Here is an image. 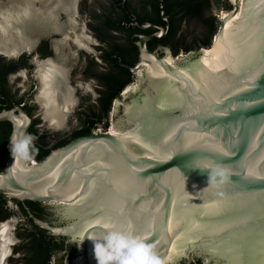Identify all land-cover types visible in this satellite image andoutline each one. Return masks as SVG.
<instances>
[{
    "label": "water",
    "instance_id": "1",
    "mask_svg": "<svg viewBox=\"0 0 264 264\" xmlns=\"http://www.w3.org/2000/svg\"><path fill=\"white\" fill-rule=\"evenodd\" d=\"M229 2L232 9L218 14L211 52L202 48L183 56L168 47H161L163 53L150 51L147 44L163 40L169 22L164 20L165 28L133 18L139 29L158 32L139 36V59L133 67L125 65L138 78L115 104L116 135L96 130L51 151L40 162L20 159L25 167L19 170L21 178L11 153L0 175V193L32 202H75L84 185L99 178V171L85 174L82 190L70 200H62L55 191L83 170L90 154L100 148L137 186L132 206L149 205L152 222L142 238L153 248L166 239L157 254L161 261L172 244L170 224L193 249L168 264L183 259L190 263L193 251L215 264H264V0H243L235 23L228 21L243 2ZM31 51L32 44L19 54ZM168 55L181 59L171 65ZM14 118H21L23 125L12 133L10 152L12 140L28 136L32 123L19 108L0 113V122ZM213 165L225 170L224 183L215 187L207 175ZM58 168L47 194L35 193L34 188ZM59 206L67 226L73 224L76 218L66 217ZM107 231L94 225L82 236L66 234L78 244L81 264H95L92 237Z\"/></svg>",
    "mask_w": 264,
    "mask_h": 264
},
{
    "label": "flooded vegetation",
    "instance_id": "2",
    "mask_svg": "<svg viewBox=\"0 0 264 264\" xmlns=\"http://www.w3.org/2000/svg\"><path fill=\"white\" fill-rule=\"evenodd\" d=\"M98 2L99 0H81L79 8L76 10V14L80 18H88L94 22V26H90V30L97 41L96 45L93 46L97 56L94 58L93 55L88 53L85 46H79L75 42L80 49L78 59L65 63L66 67L71 68L68 83L73 87H76L77 84L81 85L76 87L75 92V95L79 94L80 96V104L72 113L76 117V123H68L69 130L66 132L81 129L83 124L81 117L86 114L89 107L98 106L100 93L103 91L101 79L105 73V64L101 60L103 44L95 30L96 23L93 18V15L101 11L94 13L90 11L89 7L92 3L99 4ZM4 6H8V0H2L0 7ZM143 12L138 3L133 1V12H129L131 20L133 18L137 19V16ZM88 24L87 22V27ZM51 34V36L41 37L36 43H32L31 52L20 53L17 57H8L0 53V57L11 61L10 67L12 68L10 71L5 70L0 75V113L19 108L32 119L28 136L34 139L29 149L30 158L25 160L29 164L40 162L36 159V155L41 145L48 149L55 145L57 141L56 133L50 130L45 121L41 119V109L36 102L37 96H35L40 88V80L35 73L38 62L49 57L62 62L61 50L55 43L59 41L63 33L58 34L53 31ZM43 42L48 44L46 50L40 49ZM159 48H156L155 51L159 52ZM87 85L93 87L96 97L93 94L83 96V89ZM125 89L121 92L119 98L114 100L112 113L116 102L120 100ZM18 120L19 118H14L12 121L0 122V175L5 174L11 159L9 143L12 133L15 127H22L23 125L22 122L17 124L16 121ZM41 136L46 137L45 140L41 141L43 144L37 139ZM18 160L21 162L20 159ZM0 183H2L1 180ZM61 215L58 205L54 202H32L0 193V229L7 226L10 231V241L7 246H3L7 253L1 257L0 264H81L78 244L73 242L72 238L66 235L67 233L56 232L57 229L67 226V222L62 219ZM0 245V248H2V244Z\"/></svg>",
    "mask_w": 264,
    "mask_h": 264
},
{
    "label": "trees",
    "instance_id": "3",
    "mask_svg": "<svg viewBox=\"0 0 264 264\" xmlns=\"http://www.w3.org/2000/svg\"><path fill=\"white\" fill-rule=\"evenodd\" d=\"M133 1L144 11L137 16L140 24L150 23L166 28L165 19L170 24L168 35L163 40L149 42L148 49L155 51L159 47H168L174 54H189L202 48L208 49L219 27L215 8L220 11L232 9L229 0H222V8L219 7L220 0H99L101 12L93 15V18L96 23L95 30L103 44L101 60L105 64V73L101 77L103 91L100 93L98 106L89 107L81 117V129L56 133L57 141L51 148L47 149L41 145L36 155L38 161H42L51 151L72 140L92 134L99 127L109 128V114L114 100L118 99L121 92L134 80V74L125 65L133 67L139 59V36L158 32L156 28L141 30L135 25L129 17V12H133ZM47 48V42L41 43V50ZM10 62L0 57V75L5 70L12 69ZM37 139L41 142L46 137ZM177 264L205 262L202 257L193 256L190 263L183 259Z\"/></svg>",
    "mask_w": 264,
    "mask_h": 264
},
{
    "label": "bare ground",
    "instance_id": "4",
    "mask_svg": "<svg viewBox=\"0 0 264 264\" xmlns=\"http://www.w3.org/2000/svg\"><path fill=\"white\" fill-rule=\"evenodd\" d=\"M73 1L76 2L77 0ZM240 1L243 2V0ZM63 2V0H53V4L48 5L36 3L34 6L35 9H39L40 12L43 13V15H36L34 12V19L41 18L43 19V21L49 20L51 22H56L57 15L59 13L58 11L60 10L61 5H63L64 8ZM57 3L59 4V7H56L55 12H52L51 9L55 7ZM243 8L244 2L242 4L241 11L233 20H230L228 22H237L242 15ZM224 15L225 13H222L221 17H223ZM22 20H24V18L19 15H9L6 21L2 20L0 22V31L2 33L6 32V36H8L12 29H14V24H16L17 22H20L18 24H21ZM15 28L23 33V30L20 29L19 26ZM3 36L5 37V35ZM26 36H24L23 33V35L19 37L20 46H18L17 44H12L11 42H9L10 40L6 41L7 44L4 49V54L7 56H16L19 54L20 48L29 49L32 44V42L30 41L31 37L29 35ZM215 44L212 48L205 50V52H211L214 49ZM166 60L171 65L175 63L174 58L170 55L166 57ZM150 65L155 64L153 63ZM40 84L42 88L43 84L41 83V81ZM64 86V81L59 79H57L56 84L54 85V87H59L60 89L62 87L61 91L64 90ZM21 122H23L21 118L16 121L17 124ZM110 133L116 135L115 125H113ZM89 158L90 161L83 170L73 173L70 176L68 182L55 191L60 195L62 200H70L78 195L82 190L83 185L85 184V174L95 171L100 172V176L98 179L90 180L84 185L82 194L77 197V200L75 202H72L68 205L56 203V205H60L59 207L64 208V215L66 217L76 218V221L73 222V224H70L69 226L62 229H57L56 232H61L64 234L67 233L76 237V235L82 236L83 233L91 226L99 225L104 227L105 224H110L115 228H118L121 232H130L133 236L145 237L147 235L146 232L152 222L151 212L149 211V205L142 204L138 207L132 206L133 199L138 193V188L131 181L130 176L126 174L121 168H118L114 163L107 161L105 152L100 148H96L90 154ZM14 168L17 177L21 178L20 171H25L23 163L19 162V160L16 159ZM59 169L60 168L56 169L51 174V176L47 178L45 183L36 186L34 188L35 193L39 195L47 194L49 186L55 181L59 174ZM96 212H98L97 215L92 216ZM169 231L173 236L172 244L169 255L163 261H161L162 264L171 263L174 259L180 258L185 255L186 251L193 249L170 224ZM9 236L10 231L8 227L3 226L0 229V244H2V248H0V260L1 257H3L7 253L6 250L3 249V246H7V244L9 243ZM165 243L166 239L164 238L153 248L156 254L159 253V250L163 248ZM91 251V258L93 262L95 264H98V260L96 259L94 254V247H92Z\"/></svg>",
    "mask_w": 264,
    "mask_h": 264
},
{
    "label": "clouds",
    "instance_id": "5",
    "mask_svg": "<svg viewBox=\"0 0 264 264\" xmlns=\"http://www.w3.org/2000/svg\"><path fill=\"white\" fill-rule=\"evenodd\" d=\"M36 3L48 5L53 4V0H8L7 7H0V20L6 21L9 15H19L26 20H32L34 12L36 15H43L39 9H35ZM56 7H59L58 3L51 11L55 12ZM0 34L7 35L6 32ZM22 35L23 33L17 30V38ZM70 72L71 68L66 67L65 63L51 57L39 61L35 69L36 75L43 84L36 102L41 109V119L52 131H68V118L79 104L75 92L76 87L81 85L77 84L73 87L68 83ZM57 79L64 81L63 91L59 87H54ZM33 139L31 136L14 138L11 143L13 157L29 159V149ZM207 175L208 183L214 187L224 183V169L213 165ZM104 227L110 229L106 235L101 233L98 237H93L94 254L98 264H162L153 247L147 245L142 237L133 236L130 232H121L110 224H105Z\"/></svg>",
    "mask_w": 264,
    "mask_h": 264
},
{
    "label": "rangeland",
    "instance_id": "6",
    "mask_svg": "<svg viewBox=\"0 0 264 264\" xmlns=\"http://www.w3.org/2000/svg\"><path fill=\"white\" fill-rule=\"evenodd\" d=\"M63 1H64L63 2L64 8H63V5H61L60 7L61 11L60 10L58 11L59 13L57 15L56 22H51L49 20L43 21V19L41 18H39L40 20L36 18L32 21L24 19L22 20L21 24H18L20 22H17L16 24H14V29H12V31L9 33L8 36L4 37L2 34H0V53L4 54V49L7 44L6 41L10 40L9 42H11L12 44H17L18 46H20V40L16 36L17 28H15L19 26L20 29L23 30L24 36L29 35L31 37V40L30 39L29 40L32 43L34 42L36 43V41L41 37H48L50 33H53V31L58 34L62 32L63 34L60 37L59 41L55 43L57 44L58 48L61 50L62 63H67L70 60H72L73 62L78 59V54L80 52V49L76 46V43L79 46H82V47L85 46V48L88 49V53L93 55V57L95 58L97 54L93 50V46L96 45L97 41L95 40L90 30V26H94V22L91 21V19L89 20L88 18L87 19L80 18L79 15L76 14L77 13L76 10H78L81 0H77L76 2H74L73 0H63ZM219 5H220L219 7L221 8L224 5L222 0L219 1ZM89 7H90L91 12L98 13V11H101L100 4L92 3L89 5ZM220 12H221L220 10L215 8L216 15H218ZM1 21L2 20H0V22ZM87 22L89 23L88 27L86 26ZM0 33L2 32L0 31ZM159 52L163 53L164 51L161 48H159ZM179 53H182L183 56L186 55L184 52H179ZM197 53L198 51L195 52L194 54H197ZM174 55H177V54H174ZM12 56L15 57V55H12ZM179 59L181 58L175 57L174 61L177 62ZM137 78L138 76L136 75L133 80L134 83L137 82ZM40 89H41V84H40L39 90ZM39 90L35 94V96H38ZM82 93H83V96H88V95L93 94V96L96 97L93 87L91 85H87V87L83 89ZM76 96L80 98L79 94H77ZM79 104L77 108L79 107ZM113 114L114 112L113 113L111 112L109 114L110 131L114 125ZM68 123L69 124L76 123V117H74L73 114H71V116L68 118L67 124ZM53 132L62 133L66 131H53ZM193 256L202 257L204 259L205 264H215L213 261L207 259L206 257H204L203 255L199 254L196 251L192 252L191 257Z\"/></svg>",
    "mask_w": 264,
    "mask_h": 264
},
{
    "label": "built area",
    "instance_id": "7",
    "mask_svg": "<svg viewBox=\"0 0 264 264\" xmlns=\"http://www.w3.org/2000/svg\"><path fill=\"white\" fill-rule=\"evenodd\" d=\"M97 130H98V131H101V132H105V131H110V128H108V129H103L102 127H99Z\"/></svg>",
    "mask_w": 264,
    "mask_h": 264
}]
</instances>
